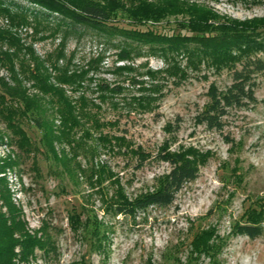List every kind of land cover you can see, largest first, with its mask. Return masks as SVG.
Returning a JSON list of instances; mask_svg holds the SVG:
<instances>
[{"label": "rangeland", "instance_id": "374dc122", "mask_svg": "<svg viewBox=\"0 0 264 264\" xmlns=\"http://www.w3.org/2000/svg\"><path fill=\"white\" fill-rule=\"evenodd\" d=\"M61 1L74 9L81 0ZM92 1L108 10L110 24L127 30L182 35L189 17L203 15L214 35L264 28V0ZM164 1L170 15H142L148 5L164 13ZM2 9L0 79L41 111V127L31 116L17 121L28 153L10 141L0 119V178L30 234L48 236L52 247L47 256L36 251L33 264H264V74L255 78L256 103L228 109L221 130L210 129L197 115L210 89L230 84L226 69L82 25L30 16L12 24ZM23 69H37L44 85ZM45 85L59 95L45 93ZM58 96L79 110L72 126L58 121ZM168 154L189 159L197 177L168 207L116 214L121 201L159 185ZM242 224L259 226L261 235L238 233Z\"/></svg>", "mask_w": 264, "mask_h": 264}, {"label": "trees", "instance_id": "16d2710c", "mask_svg": "<svg viewBox=\"0 0 264 264\" xmlns=\"http://www.w3.org/2000/svg\"><path fill=\"white\" fill-rule=\"evenodd\" d=\"M21 1H25L32 7L12 0H0V8H3L7 16L15 21L12 24H25L27 17L30 16L36 21L55 22L58 26L61 24L71 28L82 25L100 31L109 37L120 36L125 41L135 40L147 45L152 52L165 55L176 51L188 57L200 56L211 62L214 67L226 69L230 73V84L221 91L216 88L210 89L209 104L197 115L198 123L204 124L207 128L221 130L222 118L227 114L228 109L256 103L255 78L259 74H264V28H242L214 35L212 31L205 29L206 17L203 15V19L189 17L190 25L184 29L186 34L168 36L151 30L141 32L112 25L110 23L113 19L110 18L108 10L92 0L74 2V9H69L61 0ZM165 4L169 2L164 1V13L160 9H151L148 5L142 10V15L153 20L165 18L171 14L167 10L171 8V5L165 7ZM11 9L14 10V14L10 13ZM10 59L11 57H8L6 61ZM9 66L12 67V63ZM20 73L23 75L28 73L29 79L34 80L36 84L44 85L37 69L27 71L23 69ZM11 80L18 86L19 80L14 74ZM0 86L3 88L0 93V102L5 104L0 107V119L12 134L10 141H13L20 151L28 153L29 138L17 121L21 116H31L36 125L41 127L40 107L18 88L6 84L1 79ZM43 90L45 93L52 91L53 94L59 95L58 90L52 89L49 85H45ZM57 101L60 104L55 113L58 115L62 128H65L70 124V120L76 117L73 112L79 115V110L67 103L62 96H58ZM9 102L18 104L12 107ZM52 137L53 134H50L49 138L52 139ZM161 158L169 164L170 168L159 185L151 192L136 198L132 203L121 201L116 206V214H132L148 206L168 207L183 186L197 177V167L189 159H184L179 154L163 155ZM22 216L21 208L12 202L9 190L0 178V264H33L36 251L47 256L52 250V247H49V237L44 234L39 237L36 234H30ZM237 230L238 233L251 239L261 235V229L256 225L242 224L237 227Z\"/></svg>", "mask_w": 264, "mask_h": 264}]
</instances>
